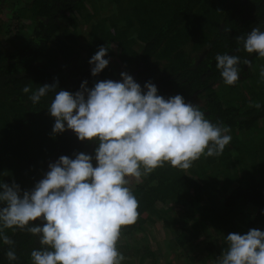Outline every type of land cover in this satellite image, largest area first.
Returning a JSON list of instances; mask_svg holds the SVG:
<instances>
[{
	"label": "trees",
	"instance_id": "1",
	"mask_svg": "<svg viewBox=\"0 0 264 264\" xmlns=\"http://www.w3.org/2000/svg\"><path fill=\"white\" fill-rule=\"evenodd\" d=\"M0 14L7 17L0 19V182L14 180L22 190L31 189L61 155H95L96 142L81 141L70 129L52 135L55 118L47 108L55 93L34 104L31 93L22 91L26 85L34 91L55 78L59 89L74 93L85 80L91 88L101 80L122 81L120 73L127 72L142 88L151 80L165 98L182 95L211 122L229 127L232 140L222 155L201 156L188 170L165 163L142 183L130 180L139 217L121 233L133 238L155 219L180 223L177 242L185 246L193 239L185 228L189 216H181L187 210L224 235V241L229 233L264 231V134L260 141L238 136L264 128V100H235L261 58L247 53L236 37L253 27L264 31V0H0ZM82 24L90 26V33L81 39ZM2 35L13 49L3 47ZM102 45L108 47L105 59L118 58L119 69L109 62L93 76L89 60ZM217 54L247 58L251 66L241 63L239 80L226 85L216 67ZM169 204L170 212L163 208ZM4 233L14 245L0 240V264H32L39 238L20 229ZM216 246L210 241L208 248ZM10 248L15 261L5 255Z\"/></svg>",
	"mask_w": 264,
	"mask_h": 264
},
{
	"label": "clouds",
	"instance_id": "2",
	"mask_svg": "<svg viewBox=\"0 0 264 264\" xmlns=\"http://www.w3.org/2000/svg\"><path fill=\"white\" fill-rule=\"evenodd\" d=\"M236 40L247 53L264 58V31L259 27ZM107 53L102 45L90 58L93 76L108 66ZM215 59L223 82L230 86L240 78L241 63L251 66L249 59L237 55L217 54ZM259 75L264 81V67ZM120 76L122 81L101 80L91 88L85 80L74 93L59 89L55 78L34 91L31 85L22 89L31 93L34 104L55 93L47 108L55 118L53 136L70 129L79 140L97 144L94 156L79 152L75 158L61 155L50 162L31 189L22 190L14 180L0 182V240L14 245L5 229L37 236L41 247L31 251L32 264H121V228L139 217L129 177L142 183L165 163L188 170L201 156L222 155L232 140L229 127L211 122L182 95L165 98L151 80L142 88L127 72ZM225 243L217 264H264V231L229 233ZM5 255L9 261L18 259L11 248Z\"/></svg>",
	"mask_w": 264,
	"mask_h": 264
},
{
	"label": "rangeland",
	"instance_id": "3",
	"mask_svg": "<svg viewBox=\"0 0 264 264\" xmlns=\"http://www.w3.org/2000/svg\"><path fill=\"white\" fill-rule=\"evenodd\" d=\"M91 7V4H89ZM0 19L2 21H7V17L4 14H0ZM81 33L83 37L87 38L90 33V26L88 24L81 25ZM3 42L2 45L6 49H13L11 44L6 40L5 35L1 36ZM259 60V61H258ZM254 68L253 76L247 81V84L241 86V90L245 91L242 94L239 90L236 101L237 103L243 102L244 99L253 98L255 101L264 100V81L260 78V69L264 67V58L258 59ZM84 62H86V55L84 54ZM110 65L113 69H119V60L116 57L109 58ZM221 93H225L226 89L217 88ZM233 97L234 92L230 93ZM264 128L260 127L253 129L246 135L239 134V137H244L243 139H254L260 141L263 138ZM243 141V140H242ZM249 141V140H248ZM245 142V141H243ZM134 178L129 177V180ZM220 195L219 190L216 192ZM171 206V208H168ZM164 209H168L170 212L173 207L172 204L163 206ZM183 215L189 216V219L185 223L186 233L193 236V239L185 246H181L177 242V237L180 231V227L176 223L171 225L169 221L164 224L161 220L155 219L154 223H149L145 228H140L132 236L125 235L121 233L120 238L117 242L118 250L124 255L125 259L121 264H217L216 259L221 255L222 251L226 248V243L222 236L217 235L212 227H205L199 222L198 217H190L191 212ZM181 222V221H180ZM208 228V229H207ZM212 233L215 238H210L206 236V233ZM130 238L129 245H126L127 238ZM216 242L217 246L215 250H209V242ZM126 245V246H125Z\"/></svg>",
	"mask_w": 264,
	"mask_h": 264
}]
</instances>
